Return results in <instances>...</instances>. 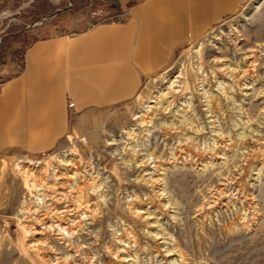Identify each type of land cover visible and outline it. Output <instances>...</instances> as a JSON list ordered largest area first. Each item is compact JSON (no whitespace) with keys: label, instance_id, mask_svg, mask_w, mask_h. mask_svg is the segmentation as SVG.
<instances>
[{"label":"rangeland","instance_id":"374dc122","mask_svg":"<svg viewBox=\"0 0 264 264\" xmlns=\"http://www.w3.org/2000/svg\"><path fill=\"white\" fill-rule=\"evenodd\" d=\"M72 1L28 30L69 3L2 7L0 71L62 16L137 0ZM0 264H264V0L179 49L130 102L78 115L54 150L0 152Z\"/></svg>","mask_w":264,"mask_h":264},{"label":"crops","instance_id":"0c3cea01","mask_svg":"<svg viewBox=\"0 0 264 264\" xmlns=\"http://www.w3.org/2000/svg\"><path fill=\"white\" fill-rule=\"evenodd\" d=\"M9 1L0 0V9ZM251 1L137 0L114 6L106 19L85 9L62 16L50 37L0 71V152L54 150L78 115L130 102L179 49Z\"/></svg>","mask_w":264,"mask_h":264},{"label":"bare ground","instance_id":"6f19581e","mask_svg":"<svg viewBox=\"0 0 264 264\" xmlns=\"http://www.w3.org/2000/svg\"><path fill=\"white\" fill-rule=\"evenodd\" d=\"M3 85V84H2ZM159 98H164V95H160L159 96ZM158 98V99H159ZM158 101V100H157ZM156 101V102H157ZM156 102L155 101H153V103H155L156 104ZM150 109H152L153 107H149ZM73 165V164H72ZM69 167V166H68ZM30 174V173H29ZM29 177H27V186H29V187H31V191H35V190H38V188H40V185H38L35 181V183H33V184H30L29 183ZM31 182V181H30ZM39 183V182H38ZM51 187V186H50ZM63 188V187H62ZM50 189V188H49ZM58 192V191H57ZM60 196V195H59ZM67 198H69L68 196H67ZM56 199V198H55ZM79 199V198H78ZM57 201V200H56ZM60 201V200H59ZM76 201V200H75ZM77 202V201H76ZM71 203H73V202H71ZM78 203L80 204V202L78 201ZM78 203H77V206L80 208V205H78ZM76 205V204H75ZM81 209V208H80ZM74 210H76V209H74ZM79 209H77V211H78ZM73 211V210H72ZM77 211H75V212H77ZM55 212V211H54ZM58 212V211H57ZM69 211H68V209H67V211H65L64 210V213H62V216L64 217V219H62L61 217L59 218V217H55V219L53 218V216H55L54 214H52L51 216V218L49 219V223H44L43 225H42V227L43 228H45L44 230H46V229H49V230H52L54 227H55V225H58V227L57 228H61V227H63V225L66 223L65 222V220H67L66 218H67V213H68ZM60 213V214H61ZM73 213V212H72ZM78 213V212H77ZM58 214V213H57ZM56 214V215H57ZM59 214V215H60ZM47 216V215H46ZM69 217V216H68ZM44 218V217H43ZM42 218V219H43ZM41 219V220H42ZM57 219V221L55 222V220ZM45 221V220H44ZM42 223V222H41ZM47 227V228H46ZM33 229V228H32ZM69 230H70V228H66V229H64V232H67V233H69ZM44 232V231H43ZM49 232V231H48ZM41 233V232H40Z\"/></svg>","mask_w":264,"mask_h":264},{"label":"water","instance_id":"95a60500","mask_svg":"<svg viewBox=\"0 0 264 264\" xmlns=\"http://www.w3.org/2000/svg\"><path fill=\"white\" fill-rule=\"evenodd\" d=\"M65 1H67L69 3L65 8L57 10L51 16L45 17L44 21L41 22V23L34 22V23L30 24V25H27L26 26V30L31 29V28H35V27H38V26H42V25L46 24L49 20H51V19L57 17L58 15H60L61 13H64V12L68 11L71 8V6H72L73 1L72 0H65ZM89 1H94V0H89ZM1 43H2V40L0 41V44Z\"/></svg>","mask_w":264,"mask_h":264},{"label":"trees","instance_id":"16d2710c","mask_svg":"<svg viewBox=\"0 0 264 264\" xmlns=\"http://www.w3.org/2000/svg\"><path fill=\"white\" fill-rule=\"evenodd\" d=\"M136 2L135 1H133V2H129L128 3V6L130 7V6H132V5H134ZM21 59V58H20Z\"/></svg>","mask_w":264,"mask_h":264},{"label":"built area","instance_id":"2783aa9c","mask_svg":"<svg viewBox=\"0 0 264 264\" xmlns=\"http://www.w3.org/2000/svg\"><path fill=\"white\" fill-rule=\"evenodd\" d=\"M4 83L3 78L0 77V87L2 86V84Z\"/></svg>","mask_w":264,"mask_h":264}]
</instances>
